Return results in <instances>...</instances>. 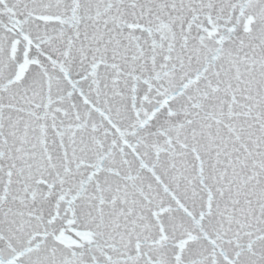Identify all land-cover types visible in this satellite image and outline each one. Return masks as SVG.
<instances>
[{
  "label": "snow or ice",
  "instance_id": "obj_1",
  "mask_svg": "<svg viewBox=\"0 0 264 264\" xmlns=\"http://www.w3.org/2000/svg\"><path fill=\"white\" fill-rule=\"evenodd\" d=\"M0 264H264V0H0Z\"/></svg>",
  "mask_w": 264,
  "mask_h": 264
}]
</instances>
